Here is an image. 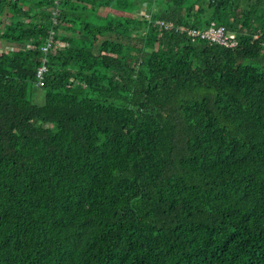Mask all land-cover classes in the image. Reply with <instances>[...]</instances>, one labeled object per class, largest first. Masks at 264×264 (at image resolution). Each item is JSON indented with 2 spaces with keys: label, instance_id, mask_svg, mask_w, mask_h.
Listing matches in <instances>:
<instances>
[{
  "label": "trees",
  "instance_id": "1",
  "mask_svg": "<svg viewBox=\"0 0 264 264\" xmlns=\"http://www.w3.org/2000/svg\"><path fill=\"white\" fill-rule=\"evenodd\" d=\"M0 41V264H264V0H0Z\"/></svg>",
  "mask_w": 264,
  "mask_h": 264
},
{
  "label": "built area",
  "instance_id": "2",
  "mask_svg": "<svg viewBox=\"0 0 264 264\" xmlns=\"http://www.w3.org/2000/svg\"><path fill=\"white\" fill-rule=\"evenodd\" d=\"M143 13V12H140ZM148 16V15H145ZM160 25H164L166 28L172 27L170 23L159 22ZM176 30L186 31L189 36H198L200 38L206 39L209 42L218 43L228 47H233L236 44L235 36L229 33L224 25H219L211 22V24L204 29H185L184 27H176ZM52 40L49 38L46 44L41 48L45 54L47 50L51 48ZM46 70L45 58L42 59L41 64L36 70V85L42 86L44 82V72Z\"/></svg>",
  "mask_w": 264,
  "mask_h": 264
},
{
  "label": "rangeland",
  "instance_id": "3",
  "mask_svg": "<svg viewBox=\"0 0 264 264\" xmlns=\"http://www.w3.org/2000/svg\"><path fill=\"white\" fill-rule=\"evenodd\" d=\"M143 13H139L138 15L136 14L137 17H140V15H147L146 11H144L143 7L141 8ZM8 43L4 42V41H0V51L3 50V48L8 47ZM33 100L37 103V104H41L43 102V93L38 89L36 90V92L33 94L32 96Z\"/></svg>",
  "mask_w": 264,
  "mask_h": 264
}]
</instances>
